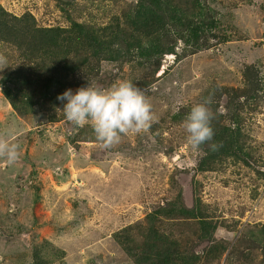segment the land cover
Masks as SVG:
<instances>
[{"label": "rangeland", "instance_id": "1", "mask_svg": "<svg viewBox=\"0 0 264 264\" xmlns=\"http://www.w3.org/2000/svg\"><path fill=\"white\" fill-rule=\"evenodd\" d=\"M136 1L0 0V7L16 17L29 13L39 27L65 28L72 21L103 27L112 17L132 13ZM194 1L173 0L187 8ZM196 2L206 10L197 24L201 48L172 41L171 53L144 90L156 123L147 132L123 135L111 149L99 146L91 123L66 119V101L47 114L34 107L32 115L20 117L0 91V142L21 148L12 165L0 157V264H31L29 253L41 243L61 251L51 264H133L113 233L144 223L178 199L184 210L203 205L223 221L216 243L194 250L203 254L214 244L224 246L209 256L211 264H264V0ZM7 47L0 43L6 60L0 74L14 62ZM96 69L86 81L78 77L79 86L107 90L149 77L153 67L101 61ZM252 91L256 96L246 100ZM200 98L210 101L214 119L220 116L227 127L230 108L240 113L252 159L222 158L212 171L197 170L203 152L187 142L182 109L200 104ZM165 218L159 214V225L173 230L182 247L195 243L191 218ZM21 257L28 258L19 262Z\"/></svg>", "mask_w": 264, "mask_h": 264}, {"label": "trees", "instance_id": "2", "mask_svg": "<svg viewBox=\"0 0 264 264\" xmlns=\"http://www.w3.org/2000/svg\"><path fill=\"white\" fill-rule=\"evenodd\" d=\"M186 6L187 3L175 4L173 0H137L132 13L112 17L110 24L103 27L72 21L65 28L39 27L29 13L16 17L0 7V43L8 46L14 61L0 74L1 94L20 117L33 113L34 107L47 114V108L63 106V102L56 99L58 95L73 87H85L87 84L79 86L77 78L85 81L92 78L101 61L117 65L135 63L138 68L151 65L149 77L144 75L138 82L129 79L145 90L153 84L152 78L164 57L171 53L174 39L178 38L191 50L201 48L202 43H197L200 29L197 24L206 10H202L196 0L190 7ZM239 96L242 97L240 92ZM253 96H256L254 91L245 98L249 101ZM203 99L200 98L199 103H203ZM191 108L182 111L187 115ZM230 109L232 127L221 123L220 116L212 120L211 143L216 148L209 144L201 146L203 157L197 164L200 172L214 170L222 158H231L234 162L252 159L247 138L241 132L240 113L237 115L236 109ZM167 204L147 215L144 223L137 222L113 233V240L133 264H211L208 259L211 254L225 251L224 246L215 244L203 254L194 251L204 242L216 243L214 234L224 227L222 220L208 213V208L198 205L195 211L184 210L180 199ZM159 214L169 220L181 216L191 218L196 225L191 233L195 243L187 242L182 247L173 230L161 228L157 220ZM48 247L52 251H46ZM29 255L31 264H51L60 259L61 251L41 243L33 246ZM27 258L21 257L19 262Z\"/></svg>", "mask_w": 264, "mask_h": 264}, {"label": "clouds", "instance_id": "3", "mask_svg": "<svg viewBox=\"0 0 264 264\" xmlns=\"http://www.w3.org/2000/svg\"><path fill=\"white\" fill-rule=\"evenodd\" d=\"M5 64L6 60L0 57V69ZM56 99L66 101L62 112L68 121L79 126L91 123L95 139L104 149L119 144L123 135L149 131L157 119L144 90L129 80L120 81L107 90L89 84L75 92L67 89ZM209 104L210 101L205 100L193 106L183 121L187 142L194 150H200L205 144L216 148L211 143L214 114ZM20 151L18 143L0 142V157L9 165L19 159Z\"/></svg>", "mask_w": 264, "mask_h": 264}]
</instances>
